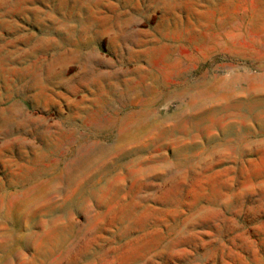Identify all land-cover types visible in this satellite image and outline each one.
Returning <instances> with one entry per match:
<instances>
[{
  "label": "rangeland",
  "instance_id": "1",
  "mask_svg": "<svg viewBox=\"0 0 264 264\" xmlns=\"http://www.w3.org/2000/svg\"><path fill=\"white\" fill-rule=\"evenodd\" d=\"M0 264H264V0H0Z\"/></svg>",
  "mask_w": 264,
  "mask_h": 264
}]
</instances>
